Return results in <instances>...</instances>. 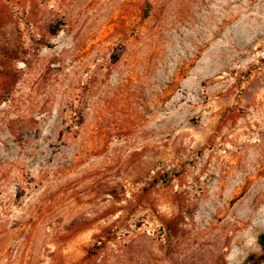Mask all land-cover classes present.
Wrapping results in <instances>:
<instances>
[{
	"label": "rangeland",
	"instance_id": "1",
	"mask_svg": "<svg viewBox=\"0 0 264 264\" xmlns=\"http://www.w3.org/2000/svg\"><path fill=\"white\" fill-rule=\"evenodd\" d=\"M0 264H264V0H0Z\"/></svg>",
	"mask_w": 264,
	"mask_h": 264
},
{
	"label": "trees",
	"instance_id": "2",
	"mask_svg": "<svg viewBox=\"0 0 264 264\" xmlns=\"http://www.w3.org/2000/svg\"><path fill=\"white\" fill-rule=\"evenodd\" d=\"M263 241V240H262Z\"/></svg>",
	"mask_w": 264,
	"mask_h": 264
}]
</instances>
